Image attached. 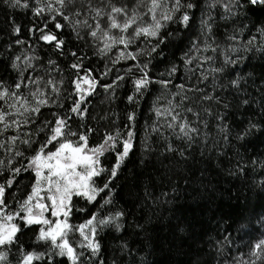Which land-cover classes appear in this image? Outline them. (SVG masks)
Masks as SVG:
<instances>
[{
	"label": "snow or ice",
	"instance_id": "1",
	"mask_svg": "<svg viewBox=\"0 0 264 264\" xmlns=\"http://www.w3.org/2000/svg\"><path fill=\"white\" fill-rule=\"evenodd\" d=\"M0 7L31 17L28 25L13 17L0 37V264H137L153 243L149 212L175 205L176 181L193 199L209 194L208 169L195 163L215 161L236 178L264 172V158L242 151L264 135V19L254 17L264 0ZM175 40L183 44L178 61L165 53ZM129 84L123 122L112 109L93 114L88 98L98 88L113 104ZM155 86L156 119L145 124L137 164L136 108ZM130 163L139 171L117 191ZM169 211L178 239L186 228ZM255 219L237 229L241 241L248 237L242 245L228 229L210 237L214 264H264V210Z\"/></svg>",
	"mask_w": 264,
	"mask_h": 264
},
{
	"label": "trees",
	"instance_id": "2",
	"mask_svg": "<svg viewBox=\"0 0 264 264\" xmlns=\"http://www.w3.org/2000/svg\"><path fill=\"white\" fill-rule=\"evenodd\" d=\"M13 17H15L16 23L22 25H28L31 20L30 15L23 11L9 14L8 10L0 7V37H3V30L11 25ZM254 17L257 20L264 19V11L257 9ZM173 44L175 46L165 49V53L166 55L174 54L178 61L182 55L180 49L183 44L179 40L173 41ZM41 52L43 54L44 49H41ZM96 63L100 64L101 62L97 61ZM164 67L165 65H160V70L163 71ZM2 74L0 72V75ZM175 82L179 83L180 81ZM157 87L155 86L152 92L146 94L140 101L139 107L136 108L140 131L135 155L132 159L137 164L140 155L139 139L145 135V124H151L152 120L156 119L151 109L155 97L158 95L155 90ZM130 88L131 84L127 88L120 89L118 99L113 104L108 102L103 89L98 88L97 93L88 98L93 114L104 116L109 109H112L119 114V119L123 122L125 110L130 107L124 97ZM106 123L107 121H101V124ZM90 142L95 143V139L93 138ZM242 151L247 158H264V135L250 138L249 143ZM197 160H199V156H197ZM195 167L208 169L206 176L211 182L209 194L203 199H193L191 189L185 182L182 179L176 181L179 184L180 194L175 205H164L149 212V214L156 213V217L153 219L155 226V230L152 232L153 243L146 246L143 252L137 253V264H140L141 257L144 258L145 264H192L193 260L197 258L200 264H214L215 253L210 250V245L213 243L210 237H220L226 234L225 229H228L232 238L239 244L242 245L248 240V237H244V240L241 241L242 232H238L237 229L241 223L249 219L255 225L257 223L256 215L264 210V191L260 187V182L264 180V172L257 170L250 172L247 177L236 178L229 176L226 171H217L215 161H212L211 164L207 162L195 163ZM137 171L139 168L130 163L123 175L116 181L117 191H121V186H125L128 181H131L133 174ZM196 176L199 177L200 172H196ZM186 188H188L187 191H185ZM127 191L128 187H123L121 195L125 200H127ZM170 208L182 219L186 228L184 233L178 234V239H174L172 227L168 224V218L172 215V212L169 211ZM157 217L160 218L157 219ZM172 223L175 224V221L173 220ZM136 247H140V245L137 244Z\"/></svg>",
	"mask_w": 264,
	"mask_h": 264
}]
</instances>
